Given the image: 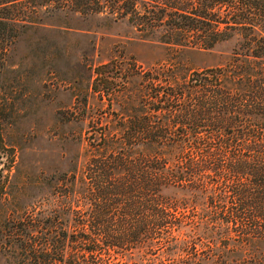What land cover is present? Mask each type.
Masks as SVG:
<instances>
[{"label":"trees","instance_id":"trees-1","mask_svg":"<svg viewBox=\"0 0 264 264\" xmlns=\"http://www.w3.org/2000/svg\"><path fill=\"white\" fill-rule=\"evenodd\" d=\"M128 2L112 0L110 11L130 10ZM177 3L183 17L226 8L221 30L199 28L216 40L233 29L244 37L239 48L187 82L149 75L158 80L146 95L153 118L141 115L105 137L80 174L62 171L57 212L14 215L0 180L7 227L0 264H264V34L253 27L264 25V0ZM103 7L100 0H0V37L11 42L12 29L42 22L41 12Z\"/></svg>","mask_w":264,"mask_h":264},{"label":"rangeland","instance_id":"rangeland-1","mask_svg":"<svg viewBox=\"0 0 264 264\" xmlns=\"http://www.w3.org/2000/svg\"><path fill=\"white\" fill-rule=\"evenodd\" d=\"M100 1L99 12H41L42 22L12 29L11 42L0 37V180L14 215L57 212L62 171L80 174L105 137L141 115L153 118L146 95L158 80L149 75L187 82L225 63L244 39L233 29L214 39L209 30L230 17L224 7H205L199 17L175 11L174 2L200 0H128L131 9L118 12L110 11L112 0ZM255 22L264 34L262 20ZM210 40L213 46L203 47ZM4 216L0 208L6 232ZM130 259H138L135 251Z\"/></svg>","mask_w":264,"mask_h":264}]
</instances>
